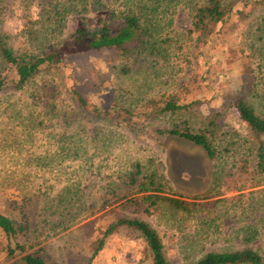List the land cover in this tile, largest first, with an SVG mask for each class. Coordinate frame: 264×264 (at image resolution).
Wrapping results in <instances>:
<instances>
[{
	"label": "rangeland",
	"instance_id": "rangeland-1",
	"mask_svg": "<svg viewBox=\"0 0 264 264\" xmlns=\"http://www.w3.org/2000/svg\"><path fill=\"white\" fill-rule=\"evenodd\" d=\"M24 4L0 0V31L14 49L24 44ZM173 14L157 21L152 50L122 55L71 42L59 68L25 90L0 93V213L21 229L17 241L40 250L47 264H88L105 227L121 218L153 228L171 264L240 249L236 230L258 223L264 194L255 191L264 188V177L255 172L253 152L264 135L242 124L233 103L242 99L264 116V3L234 14L205 48L195 45L187 11L176 6ZM79 22L68 17L63 37ZM70 86L109 109V120L80 112L67 94ZM168 101L191 105L159 112ZM175 127L206 132L214 158L162 133ZM74 143L84 149L81 158L70 156ZM62 144L66 159L56 158ZM136 166L139 180L154 177L156 193L203 206L187 213L160 202L146 210L135 202L142 193L128 182ZM107 184L109 207L102 208ZM5 246L0 232V264H20L6 256ZM90 264L151 262L142 238L118 228Z\"/></svg>",
	"mask_w": 264,
	"mask_h": 264
},
{
	"label": "trees",
	"instance_id": "trees-1",
	"mask_svg": "<svg viewBox=\"0 0 264 264\" xmlns=\"http://www.w3.org/2000/svg\"><path fill=\"white\" fill-rule=\"evenodd\" d=\"M262 3L264 0H25L26 9L22 23L23 48L14 49L8 43V36L0 31V93L6 90H25L40 75L59 68L63 48L71 42L84 43L88 49L94 51L111 49L122 55H139L146 49L152 50L153 42L156 41L153 30L157 27V21L163 20L166 15L173 16L177 6L186 10L190 17L189 32L195 34L196 47L205 48L224 25L232 22L234 14H242L249 6ZM89 15H92V18H89ZM70 16L80 21L79 27L68 38H64L66 20ZM260 29L264 30V15L261 18ZM26 47L30 50L28 51ZM123 71L127 73L126 69ZM67 94L80 112L92 116L95 120H109V109H100L88 103L73 86H70ZM190 105H178L174 101H168L159 108V112L172 113ZM233 108L246 128L257 135H264V116L257 114L248 102L238 99L233 103ZM124 112L132 119L129 110ZM162 133L179 137L202 148L211 159L215 156L206 132L193 133L188 128L175 127ZM69 146L71 158H81L78 156V151L84 150L81 145L74 143ZM65 147L63 144L59 146V155L56 158H67ZM253 153L255 172L264 177V142L258 143ZM46 155L48 154H45V158H48ZM138 175L140 168L136 166L128 182L136 185L137 190L142 193L135 202L145 205L146 210L160 202H166L171 208L187 213L198 206H203L162 196L156 193L160 188L156 186L152 175L141 180L137 178ZM258 186L261 185L251 187ZM255 193L264 194V188L256 190ZM131 201L126 200L125 204L128 205ZM108 205L109 184L106 185L104 196L101 198V207L106 208ZM118 228L132 231L142 238L151 264H171L164 254V245L158 233L144 221L126 218L117 219L105 227L96 241L88 264L99 254L106 240ZM0 232L5 238L7 257H19L20 264H47L40 250L30 251V245L17 241L21 229H17L14 222L1 213ZM235 236L242 243L240 249L207 252L189 264H264V244L257 247L252 245L259 239L264 242V210L256 225L238 228Z\"/></svg>",
	"mask_w": 264,
	"mask_h": 264
}]
</instances>
